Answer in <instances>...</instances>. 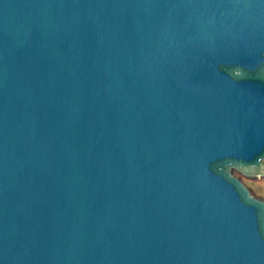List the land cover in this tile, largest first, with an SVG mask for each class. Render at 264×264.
I'll return each mask as SVG.
<instances>
[{
	"label": "water",
	"instance_id": "95a60500",
	"mask_svg": "<svg viewBox=\"0 0 264 264\" xmlns=\"http://www.w3.org/2000/svg\"><path fill=\"white\" fill-rule=\"evenodd\" d=\"M264 0H0V264H264Z\"/></svg>",
	"mask_w": 264,
	"mask_h": 264
},
{
	"label": "rangeland",
	"instance_id": "374dc122",
	"mask_svg": "<svg viewBox=\"0 0 264 264\" xmlns=\"http://www.w3.org/2000/svg\"><path fill=\"white\" fill-rule=\"evenodd\" d=\"M252 188L264 199V183L252 181Z\"/></svg>",
	"mask_w": 264,
	"mask_h": 264
}]
</instances>
